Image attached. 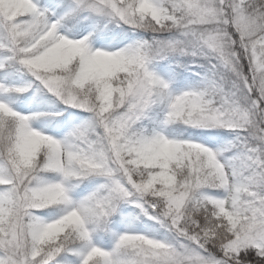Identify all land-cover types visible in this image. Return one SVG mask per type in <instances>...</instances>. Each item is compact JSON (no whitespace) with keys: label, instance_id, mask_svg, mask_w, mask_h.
Returning a JSON list of instances; mask_svg holds the SVG:
<instances>
[{"label":"snow or ice","instance_id":"1","mask_svg":"<svg viewBox=\"0 0 264 264\" xmlns=\"http://www.w3.org/2000/svg\"><path fill=\"white\" fill-rule=\"evenodd\" d=\"M52 7L0 0V69L32 77L0 92L35 84L87 115L56 138L31 126L44 113L0 100V264H264V0ZM67 18L76 35L60 30ZM181 57L201 71L177 92L153 66L187 68ZM158 103L162 118L145 126ZM170 125L182 127L169 136ZM213 128L233 136L210 147L216 134L200 130ZM89 176L100 182L73 199L72 182ZM123 204L171 239L126 228L99 246L94 233ZM52 206L54 218L37 214Z\"/></svg>","mask_w":264,"mask_h":264},{"label":"rangeland","instance_id":"2","mask_svg":"<svg viewBox=\"0 0 264 264\" xmlns=\"http://www.w3.org/2000/svg\"><path fill=\"white\" fill-rule=\"evenodd\" d=\"M52 2H46V1H41L38 0V3L40 4V6L42 7H46L49 8L50 12H56L58 11V9L52 7L54 0H51ZM72 20V19H71ZM69 20H64L63 22H67ZM62 22V23H63ZM79 22L81 23H87L89 24L88 29H86V32H93V36L96 35V32L93 30L91 24L92 21L88 20V19H84L83 16L80 18ZM101 26V30L103 31H107V28H104L102 24H100ZM114 27L113 25H109V27ZM62 32H65L66 34L69 35H76L77 33L73 31H67L64 27L63 24L61 25V29ZM85 33H80V34H86ZM127 42V41H125ZM93 46H99L96 44L95 40L92 41ZM117 47L121 46V45H116ZM182 58H179L180 61L182 62ZM19 67V66H18ZM10 67H6L3 69H0V83H5L11 86H23L22 84L26 83L27 81L31 80L32 77L27 75V77H23V79L21 78H17V76H15L13 73L9 72ZM153 70L156 71L158 74L164 76L166 79H170V88L173 91H180L185 89L186 87H188L189 85L195 84V82L198 81V79L195 82H190L187 80H180L177 78L178 74L177 72L179 71H183L182 68H177L174 60H172V58H168V59H164V60H160V61H156L154 66H153ZM26 72V71H25ZM27 73V72H26ZM23 80V81H22ZM26 80V81H25ZM40 92H42L41 90H38L36 85L33 84L31 87L26 88V90L24 92L21 93H16V92H9V93H3L0 92V100H3L7 103L10 104L11 107L14 108V110L25 113V114H30V113H44V115H39L36 116L35 118H33L31 120V126L38 129V130H42L47 134L53 135L56 138H62L64 136V134L71 128L73 127L75 124L80 123L83 119L84 116H86L87 114L85 113L82 116H76L73 115V113L79 112L80 110L78 109H72L68 106H62L61 104H59L58 100L52 96L49 97V94L51 96V93H46V97H42V95H40ZM161 106V112L159 115L158 120H160L163 116V110H164V104L163 103H158L152 106V109H156ZM65 111H70V113L72 114L71 118L69 116V118L67 119L69 121V123L67 124L66 127H63L62 129H58L59 125L58 123L60 122V118H63V114ZM53 113H59V115H51ZM65 119V118H64ZM180 127L178 125H170L166 128V133L169 136H174L176 133V129ZM61 128V127H60ZM218 129L220 128H216V129H211V130H215V131H219ZM202 142L208 143V141L204 140L202 137L200 138ZM218 143H209L210 147H216L218 146ZM56 178V176H55ZM55 178H48V179H55ZM81 180H92L94 181V185L93 187L89 188V192L100 182V178L99 177H95V176H89L87 178H83ZM88 182V181H87ZM72 184L74 185L71 188V194L73 196V199H79L80 197L86 195L85 194H81L78 193L77 191L79 190V187L77 186L78 183L77 182H72ZM130 205V204H129ZM128 206L126 205H121L119 207V209L117 210V212L113 213V215L111 217L108 218L107 224L106 226H103L99 229H97V231L94 233V237L97 240V243L99 246L105 247L106 249L111 247L112 244V233L114 232H122L124 231L126 228H130L132 225L130 224L131 218H129L128 216V209L126 208ZM48 210H51V213L47 214V213H43V210L45 209H41L38 211V215L44 217L45 219H50V218H54L55 216L60 214V208L56 207V206H52V207H48ZM118 213L119 216L123 217V220L121 222V224L119 225L117 223V221L114 218V215ZM136 220H132V222H135ZM139 225L138 223L135 224V226ZM110 226V227H109ZM113 227V229H112ZM138 232H142V231H138ZM144 234H147L145 232H142ZM152 236V235H149Z\"/></svg>","mask_w":264,"mask_h":264},{"label":"trees","instance_id":"3","mask_svg":"<svg viewBox=\"0 0 264 264\" xmlns=\"http://www.w3.org/2000/svg\"><path fill=\"white\" fill-rule=\"evenodd\" d=\"M41 1H46V0H41ZM49 1L52 2L51 0H47L46 2H49ZM66 20H69V21H67L65 23L63 22L62 23L63 27L69 32L73 31V28H72L73 20H71V18H67ZM98 27L101 29L100 25H98ZM109 28H112V26L109 27ZM189 59L190 58H188V57H183L182 58V63L187 64L188 67L187 68H182L183 71L177 72V74H178L177 78L180 79V80H187V81H190V82H195L197 79H199V77L196 76L195 73L200 72L201 68L199 67L198 64L189 63ZM9 72L13 73L15 76H17L18 79L19 78L23 79V77H27V75L30 76V74H28L25 71L21 70L18 66H11V68L9 69ZM180 72L184 73L183 77H181L179 75ZM22 85H24V83ZM41 91L42 92H40V95H42V97H46L48 95V94L46 95V93H47L46 90H41ZM52 96H53L52 94H51V96L49 94V97H52ZM58 102L62 106H65L60 101H58ZM160 110H161V106H159L157 108V110L156 109H151L150 110L148 116L143 121L145 126H151L154 122L158 121V118H159V115H160V112H161ZM71 115L72 114L70 113V111H65L64 112L63 118L61 117L60 118V122L58 123V125H59L58 129H62L63 127L67 126V124L69 123V121L67 119L69 118V116L71 118L72 117ZM180 127H182V126H180ZM213 129H216V128H213ZM218 130H219L218 132L215 131V130H211V129H202L200 131L215 133L216 134V138H215V140L212 143H218V144H221L222 142L231 139L232 136H233L232 130H228V129H224V128H220ZM204 140H206V139H204ZM45 177L47 179L50 178V177L55 178V174L51 173V172H48V173H45ZM87 181L86 180L73 181V182H77L78 183V185H77L79 187V190L77 191L78 193H81V194L88 193L89 192V188L93 187L94 181H92V180H87ZM124 205L128 206L126 208L128 209V216H129V218H131L130 224L132 226L130 228L132 230L145 232V233H147V235H152L153 237L158 238V239H163V238L171 239V234L167 233L163 228H160L159 225H157L154 221L148 220V218L144 217V216H137L136 213L139 210L136 209L133 205H129V204H124ZM48 209L49 208H46L45 210H43V213H47V214L51 213V210H48ZM114 218L117 221V223L120 225L122 220H123V217L119 216V214L116 213L114 215ZM132 220H136V221L132 222ZM136 223H138L139 225L135 226ZM153 225H154V227H153ZM112 229H113V227H112Z\"/></svg>","mask_w":264,"mask_h":264}]
</instances>
